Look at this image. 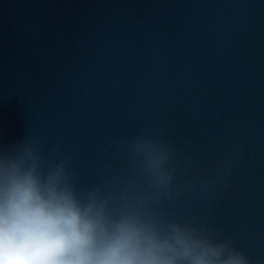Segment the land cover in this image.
I'll list each match as a JSON object with an SVG mask.
<instances>
[{
    "label": "water",
    "instance_id": "water-1",
    "mask_svg": "<svg viewBox=\"0 0 264 264\" xmlns=\"http://www.w3.org/2000/svg\"><path fill=\"white\" fill-rule=\"evenodd\" d=\"M144 134L177 164L152 211L264 264V0H0V146L35 141L82 190L142 187Z\"/></svg>",
    "mask_w": 264,
    "mask_h": 264
},
{
    "label": "clouds",
    "instance_id": "clouds-1",
    "mask_svg": "<svg viewBox=\"0 0 264 264\" xmlns=\"http://www.w3.org/2000/svg\"><path fill=\"white\" fill-rule=\"evenodd\" d=\"M127 151L142 187L132 180L82 190L69 161L45 167L35 141L0 146V264H252L231 237L221 239L197 218L152 211L174 192L169 145L144 134ZM213 183L196 176L185 187Z\"/></svg>",
    "mask_w": 264,
    "mask_h": 264
}]
</instances>
